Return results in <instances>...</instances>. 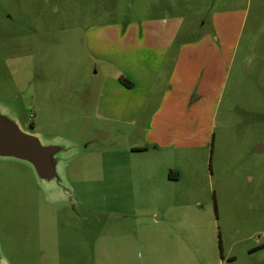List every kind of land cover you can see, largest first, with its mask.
Listing matches in <instances>:
<instances>
[{
    "label": "rangeland",
    "instance_id": "1",
    "mask_svg": "<svg viewBox=\"0 0 264 264\" xmlns=\"http://www.w3.org/2000/svg\"><path fill=\"white\" fill-rule=\"evenodd\" d=\"M172 40L194 48L174 105L191 119L182 152L149 142L154 105L132 123L98 102L133 68L156 73ZM0 104L46 141L77 144L73 205L0 159L9 264H264V0H0Z\"/></svg>",
    "mask_w": 264,
    "mask_h": 264
},
{
    "label": "crops",
    "instance_id": "2",
    "mask_svg": "<svg viewBox=\"0 0 264 264\" xmlns=\"http://www.w3.org/2000/svg\"><path fill=\"white\" fill-rule=\"evenodd\" d=\"M167 31L169 30V25H165ZM181 25L175 26L172 38L173 40H178L179 29ZM158 29H162L161 26L157 27ZM173 29V28H172ZM177 34V37H176ZM85 39L96 40L99 39L98 36L94 38H89V36H85ZM169 45L162 49L165 55H162L160 58L161 62H159L160 67L158 71L151 76L146 75L142 68L135 67L131 72H127V81L130 83L129 85L123 84L121 81L114 82L113 80V88L112 91L109 89H105L103 86L100 90L99 94V105L100 109L104 108V115L106 117L113 118L115 120H123L126 122L136 123L141 117V112H144L147 106L153 107V113L148 114L150 130L152 132L151 143L158 145L159 149H171L173 147H177V150L181 152L189 149L193 144L191 143V139L189 137L188 131L191 128V119L186 122L185 127L183 123H180L176 119V110L174 105L178 104V101L175 100V97L179 96L181 93H187V86L184 82V69L190 62L191 52L194 48H192L193 42H182L178 43L177 47H175V41H173ZM95 44L98 45L97 41H86V44ZM119 41L113 43H118ZM143 43L134 42L132 43L130 40L125 41L126 46L140 48L142 50L145 45ZM145 44V43H144ZM113 48V46H112ZM110 48V49H112ZM109 51V50H106ZM113 51V50H112ZM129 55V54H128ZM138 63H142L141 58L137 60ZM165 64L171 65L170 73L167 71L162 73V68ZM163 82V84H161ZM165 86L163 87V85ZM172 84H178L179 88H171ZM146 85V89L142 92L141 99L137 103V100H133L130 98L131 95L137 93L141 88H144ZM117 86H120L119 89ZM141 86V88H140ZM121 90L125 92L126 98L124 101L119 102L116 99V96L113 92L114 89ZM176 122H178L179 129L181 131L178 134H175ZM169 127H172L171 130L167 131ZM149 128V127H148ZM153 158V156H152ZM154 159V158H153ZM170 172L171 176L170 177ZM168 171L167 176H169V180L172 181H180L181 174L178 171ZM152 173V172H151Z\"/></svg>",
    "mask_w": 264,
    "mask_h": 264
},
{
    "label": "water",
    "instance_id": "3",
    "mask_svg": "<svg viewBox=\"0 0 264 264\" xmlns=\"http://www.w3.org/2000/svg\"><path fill=\"white\" fill-rule=\"evenodd\" d=\"M76 149L77 144L64 143L59 137L46 141L40 134L29 132L10 107L0 104V159L29 164L48 199L62 198L74 204L73 190L67 182L65 169L76 156ZM0 264H9L1 250Z\"/></svg>",
    "mask_w": 264,
    "mask_h": 264
},
{
    "label": "trees",
    "instance_id": "4",
    "mask_svg": "<svg viewBox=\"0 0 264 264\" xmlns=\"http://www.w3.org/2000/svg\"><path fill=\"white\" fill-rule=\"evenodd\" d=\"M120 79H121V82H123L124 84H127V85L130 84L129 82L126 81V79H124V78H120ZM142 149H145V148L143 147ZM171 173H173V172H170V177H172Z\"/></svg>",
    "mask_w": 264,
    "mask_h": 264
}]
</instances>
